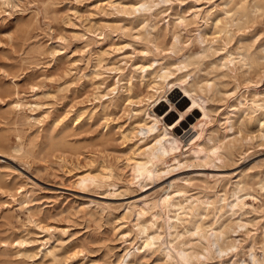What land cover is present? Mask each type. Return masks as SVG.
I'll use <instances>...</instances> for the list:
<instances>
[{
	"label": "rangeland",
	"instance_id": "1",
	"mask_svg": "<svg viewBox=\"0 0 264 264\" xmlns=\"http://www.w3.org/2000/svg\"><path fill=\"white\" fill-rule=\"evenodd\" d=\"M131 1L0 0V264H117L140 240L135 216L126 207L157 199L171 181L187 188L186 206L215 198L223 209L213 211L204 204V214L194 218L184 210L174 220L180 239L173 230L168 235L165 221L172 213L158 208L148 212L140 223L152 224L148 233L160 234L172 259L150 250L131 264H253L251 248L264 264V128L249 123L241 136L223 140L218 158L212 154L203 159L193 152L199 141L213 143L206 139L210 132L215 140L231 134L224 130L226 111L241 94L250 98L263 89L264 66L248 70L236 61L237 52H243L264 63V12H250L247 20L234 15L228 32L209 43L199 37L208 38L205 32L211 30L197 29L204 26L205 14H220L228 0H157L149 12L135 13L123 9ZM172 33L178 37L173 50ZM228 53L238 69L222 64L220 58ZM153 60L146 72L166 63L174 69L182 62L189 85L210 83L204 98L211 123L200 125V140V127L188 125L180 135L183 142L174 143V153L188 160L182 167L168 154L164 167L174 163L172 171L139 181L126 158L140 142L121 136L128 134L133 110L143 103L129 106L121 98L113 107L108 98L116 92L126 96L120 87L127 81L134 94L144 96L149 77L138 66ZM118 79L114 94L103 96ZM170 87L182 92L177 84L168 85L167 97ZM148 103L151 110L157 107L155 97ZM164 103L158 128L164 123L174 131L179 113L191 103L173 104L174 109ZM171 109L165 118L163 113ZM61 140L67 144H58ZM103 166L112 169L111 179L78 184L76 174L99 175ZM185 178L194 180L188 184ZM228 216L232 224L218 240L220 253L192 232L196 219L206 231ZM211 233L206 231L208 240ZM169 242L189 256L180 258Z\"/></svg>",
	"mask_w": 264,
	"mask_h": 264
},
{
	"label": "bare ground",
	"instance_id": "2",
	"mask_svg": "<svg viewBox=\"0 0 264 264\" xmlns=\"http://www.w3.org/2000/svg\"><path fill=\"white\" fill-rule=\"evenodd\" d=\"M156 1L157 0H133L130 2V4H128V6H123V9L130 10L132 13L140 11L149 12L152 7L158 4V2ZM225 7L226 8L223 9L220 14L216 15L213 18L211 17V13L205 14V18L203 19L204 26L198 28L197 30L206 31L207 28H209L211 31L209 33L205 32V35H208V38H201L200 36V42L209 41L210 43L214 38H218L221 33L225 35L228 32L230 23L233 21L234 15H239L241 18L244 17L247 20L250 12H264V0H251L250 3L244 0H238L237 2H235L234 0H228L225 2ZM237 19L239 18L237 17ZM166 26H168V24ZM171 37V49L173 50L175 48L178 37L175 33H172ZM153 38L154 42H156L157 36L154 35ZM154 47L156 49L158 48L156 44L154 45ZM237 54H240V59L237 60L236 63L239 64L241 62L240 67L246 65L248 70H256L260 68V65L264 66V63L259 61V56H257L256 54L251 55L250 53L247 54L243 52H237ZM220 60L222 61V64H232L231 66L234 69H238V67H235L233 59L230 58L229 53L221 57ZM154 62L155 60H153L152 63L140 64L138 66V69L141 72H146V68L151 67ZM180 63L182 62H179V64L173 66L174 69L171 68L173 64L166 63L159 66L158 68H154L150 72H146L145 76H148L149 79L145 86L148 90H146V94L144 96L138 97L136 94H134L132 92V85L129 81L125 82V84L120 87L122 89L124 88L127 93L126 96L121 93L118 94V92L114 94L115 90H117L119 87V79L115 81L113 85L111 84L106 86V92L103 94V96L114 94L113 96L108 98V103L113 107L117 105L118 100L121 98L127 101L129 106L133 103H143L142 107L138 108L137 110H133L135 112L133 114L135 120L132 122V126L128 130V134H123L121 136L122 138H127L128 135L138 137L136 141H139L140 144L132 150V153L126 158V161L131 175L139 181L152 179L154 176L160 175L162 172H164V170L167 173L169 171H172L175 168V166L173 165L174 163L176 164V167H182V165L188 160L184 158L185 160L181 161L180 152L178 154L174 153V151L177 149L174 143L183 142L180 135L183 134V131L188 125H191L192 129L197 127V125L200 127V134L198 138L200 140L201 136L203 135V128L200 125L202 124V122L203 126L211 123V118L206 105L208 100L204 98V92L211 91L210 83L205 80L202 82L200 81L197 84L193 83L192 85H189L188 78H190V74L181 73V69L186 68L187 65H183L182 67H180ZM114 70H118V68ZM177 71H179V74L173 77V75ZM130 79L131 77L129 78V80ZM176 84L180 86L182 92L176 87H170L169 90H171V93L167 97L165 95V86H175ZM150 97H155L157 102V107L152 110L149 109L150 107L148 103V99ZM133 98L135 100H133ZM164 102L169 103V106L173 109V104L181 107L185 103H191V105L184 112L179 113L181 118L178 121L179 123L176 122V124H174L175 130H172L173 132L167 130L164 123L162 124V129L158 128V122L161 121L158 118V114H160V112L164 110V107H166V104ZM17 106L20 107L21 105L17 104ZM172 111V109L169 112L165 111L163 113L165 118H170V114ZM46 118L43 117V120ZM223 119L224 130L231 131V134H226L221 139L215 140L212 135L213 132H210L206 139L208 142L213 143L210 145L200 143V141L198 143H195L196 149L193 151L194 154H201L203 159H211L212 154H215L216 158H218V156L216 155V149L220 145L224 144L223 140H227L226 143L230 142L229 140L231 139H229V137L235 133L241 136L242 129L246 128V126L251 122H255L259 130L262 131L264 128V87L262 90H254L251 93L250 98L241 94L239 96V99L232 105V108L229 110V112L226 111ZM192 120H196V122L192 123ZM103 137L104 135H102L100 138ZM232 138L235 139V135ZM59 143L60 145L67 144L63 140L58 141V144ZM72 149H75V147L73 146ZM168 154H170V157L173 158L174 163L172 165H169L168 167H164V164L167 161L166 158L167 156H169ZM134 155L139 156V158H134ZM101 171L102 172L99 175L91 173H84L80 175L76 174L78 184L86 186L100 180L111 179L112 169L110 167L103 166ZM193 180V178L184 179V181L188 184ZM214 181L216 183L217 179H215ZM187 192L188 190L186 187L177 185L174 181H171L169 184V190L165 189L163 194L157 199L150 202L143 201L142 199L138 202L129 204L126 207V213L135 216L136 229L140 236V240L139 243L135 246L134 251L131 250L132 247L126 249L125 253L121 256L117 264H131L138 255H140L141 253L143 254L146 252H150V250L160 252L161 256L165 259H172L170 253L171 249L164 246L163 242H160V239L162 238L160 234L154 232L148 233V230L152 228V224L149 225V223H140V219L148 212L158 208V210H166L167 212L172 213V215H169L165 221L166 227L168 229V235L171 236L172 234L170 231L173 230L175 238L180 239L183 234L181 232H177V225L174 220H179L178 216L179 214L184 212V210H187V212H184L185 214L187 213L190 218H194L196 216H201L204 214V204L211 205L213 211L221 212V210L223 209L222 206L217 205L219 200L215 198L206 201L205 203L197 201L199 203H189V205L186 206L184 202H186L188 199L186 197ZM228 206L232 207L234 205L228 204ZM233 214L234 212H231V216ZM231 216H228L224 220L218 222V226L216 227V229H213L211 225L217 223V220L210 225L209 230H206L212 231L210 240H208V235L206 234L205 227L197 219L192 222V232L199 236V238L204 239L207 244L209 243L210 245V243H212L215 246L214 251L220 253L222 252L223 248L222 245L218 243V240L225 233H227V231H229L232 224ZM219 217H222V214ZM179 243H182V245L186 244L183 241ZM169 244L172 249L176 250L180 258L185 259L189 256L188 254L184 253V249L182 247L177 248L172 244V242H169ZM229 244L232 245L233 240L229 241ZM250 252L252 263L259 264L254 257V251L252 248L250 249Z\"/></svg>",
	"mask_w": 264,
	"mask_h": 264
}]
</instances>
